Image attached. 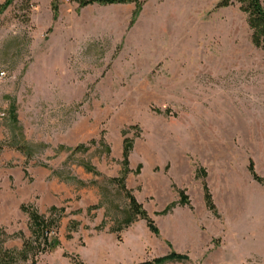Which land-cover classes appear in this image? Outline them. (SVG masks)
I'll use <instances>...</instances> for the list:
<instances>
[{
	"label": "rangeland",
	"instance_id": "1",
	"mask_svg": "<svg viewBox=\"0 0 264 264\" xmlns=\"http://www.w3.org/2000/svg\"><path fill=\"white\" fill-rule=\"evenodd\" d=\"M7 1L0 264H264V49L240 2Z\"/></svg>",
	"mask_w": 264,
	"mask_h": 264
},
{
	"label": "trees",
	"instance_id": "2",
	"mask_svg": "<svg viewBox=\"0 0 264 264\" xmlns=\"http://www.w3.org/2000/svg\"><path fill=\"white\" fill-rule=\"evenodd\" d=\"M72 2H76L81 7H86L93 4H99V5H110V4H123V3H135L139 7L143 5V0H70ZM241 4V9L248 15V23L252 30V40L253 43L261 49H264V0H237ZM13 0H8L7 3L2 7V9H5L8 4H11ZM234 0H222L220 2L221 6H229L233 4ZM59 0H53V7L55 11L57 12L59 10ZM132 143L129 142V144H125L124 146V156H125V162L128 164V157L130 154ZM249 170L252 173L253 177L264 183V177L260 176L256 169L253 161L251 160L249 163ZM129 172V169L124 170L123 176L120 179V185L122 189L126 192L127 196L130 199L131 207L133 209L134 215L141 214L143 217L147 218V220L150 222V225L152 229L158 233V228L153 224V222L149 219V216L147 212L143 209L142 205L137 201V199L133 196V194L126 188L125 185V178ZM206 203L209 209L217 213L216 205L212 199V195L210 192H206L205 195ZM27 211L30 209L24 207ZM32 214V218L34 219V222H36V225H38V230L43 236H47L46 239L48 240L49 232L51 225L47 223L46 221L42 220L36 213L30 212ZM49 242V241H48ZM56 244V241L51 240L50 246H54ZM188 259L187 255L179 254V253H170L169 255L165 257L155 258L151 261H146L141 264H163L164 262L168 260H185Z\"/></svg>",
	"mask_w": 264,
	"mask_h": 264
}]
</instances>
